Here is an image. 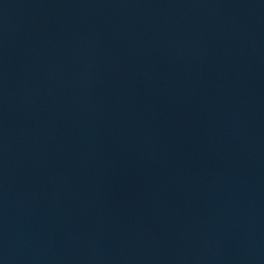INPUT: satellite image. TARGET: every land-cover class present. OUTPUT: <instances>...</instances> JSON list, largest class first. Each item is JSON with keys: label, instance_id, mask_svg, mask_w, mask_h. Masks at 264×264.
Segmentation results:
<instances>
[{"label": "water", "instance_id": "95a60500", "mask_svg": "<svg viewBox=\"0 0 264 264\" xmlns=\"http://www.w3.org/2000/svg\"><path fill=\"white\" fill-rule=\"evenodd\" d=\"M0 264H148L84 152L21 0H0Z\"/></svg>", "mask_w": 264, "mask_h": 264}]
</instances>
